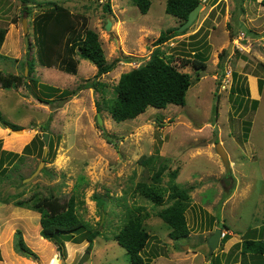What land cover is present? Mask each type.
Listing matches in <instances>:
<instances>
[{"label": "rangeland", "instance_id": "374dc122", "mask_svg": "<svg viewBox=\"0 0 264 264\" xmlns=\"http://www.w3.org/2000/svg\"><path fill=\"white\" fill-rule=\"evenodd\" d=\"M151 1L150 11L143 15L131 0H29L33 7L29 16L23 11V0H0V28L8 31L0 50V77L22 76L30 84L34 79V85L45 84L72 94L51 105L39 102L28 85L4 89L0 82L3 117L30 132L15 135L0 125L1 150L22 154L37 134H48L47 155L29 156L17 173L10 168L12 177L0 183V264H51L55 258H59L57 264H131L114 235L123 228L127 210L135 206L144 207L151 215L144 222L151 235L143 253L151 259L149 264H240L243 259L237 246L243 236L250 231L245 238H264L262 0H201L204 9L195 24L161 46L173 65L191 76L186 105H170L164 110L149 107L136 119L117 123L107 105L115 97L121 75L145 64L160 35L181 23L166 13L167 0ZM51 2L83 14L87 28L98 33L108 64L117 62L111 72L97 79L102 85L99 91L78 90L81 84L96 79L97 68L87 60L76 57L80 61L77 75L37 63L32 21ZM108 2L110 11L105 7ZM195 54L208 57L206 70L198 72L185 64L196 58ZM28 63L33 64L32 73ZM235 73L240 87L248 89V96L231 95ZM48 94L37 89L40 98L48 99ZM98 115L103 125H99ZM218 144L229 155L230 175L216 152ZM149 157H160L155 169L159 162L167 165L164 186L169 173L177 170V183L190 191L187 220L191 235L187 239L172 240L168 226L157 216L168 204L155 206L134 192L138 183L150 182L152 171L141 164ZM42 161L47 162L40 173L24 183ZM75 191L83 201L78 214L101 234L92 243L67 242L63 256L54 242L40 236L41 214L16 207L15 201L39 193L64 203ZM222 225L229 227L224 231L236 243L222 241L211 257L207 241L216 229H223ZM18 231L38 259L17 252ZM85 253L89 257L82 263ZM245 260L248 262L247 256Z\"/></svg>", "mask_w": 264, "mask_h": 264}, {"label": "trees", "instance_id": "16d2710c", "mask_svg": "<svg viewBox=\"0 0 264 264\" xmlns=\"http://www.w3.org/2000/svg\"><path fill=\"white\" fill-rule=\"evenodd\" d=\"M131 2L143 15L147 14L152 6L151 0H131ZM23 3L26 5L23 8L24 13L31 16L33 7L28 4L29 0H23ZM200 3H202L201 0H167L166 13L178 19L181 22L180 27ZM49 5L50 7L46 11L37 14L32 21V37L36 49L37 63L44 68L59 67L67 74L77 75L80 61L76 57L87 60L97 68L96 79L90 83L81 84L78 90L93 89L99 91L102 85L97 79L111 72L117 62L108 64L99 35L87 28L83 14H75L57 2H51ZM261 5L264 6V0L261 1ZM105 7L107 11H110V2ZM179 27L169 29L160 35L154 43L156 48L145 64L121 75L115 89V97L107 105V111L115 122L122 123L134 120L146 113L149 107L164 110L170 105L182 107L186 105L187 93L192 85L191 76L180 72L173 65L172 58L167 57L165 52L161 50L164 43L176 36L187 33L188 30L179 33ZM7 32V29L0 28V50L5 42ZM194 56L196 58L186 60L185 64L191 65L198 72L206 70L208 57L204 54H195ZM28 66L30 73H32L33 64L28 63ZM238 77L239 75L236 73L233 74L236 85L234 84L231 88V95L233 97L235 95L241 98L246 97L249 91L243 86L240 87ZM35 81L33 79L30 84L31 81L27 82L22 76L0 77L2 88L11 89L12 87L17 88L28 85L31 94L39 102L45 104L52 105L55 100L57 102L66 100L67 97L72 95L67 90L60 91L58 88L45 84L38 86L37 83L34 85ZM41 88L49 92L48 99L40 98L37 95V89ZM72 93L76 94L75 91ZM57 94L58 97H56ZM252 103L257 104V101H252ZM98 110L102 111L100 105H98ZM0 125L3 128L21 129V127L7 121L1 111ZM9 132L14 133L8 130ZM28 133L30 132L24 130L19 134L26 135ZM1 145L2 142L0 141V183L12 177L10 168L17 173L16 170L25 164L29 156L37 153L43 158L46 146L44 135L39 134L23 149L22 154L2 151ZM49 150L51 155L50 144ZM154 160L149 157L141 161L142 167L152 171V176L150 182L138 183L134 192H138L155 206L160 207L168 204L167 207L157 212V216L168 226L170 230L169 237L172 240L187 239L191 234V228L187 220V212L191 203L190 191L180 187L177 183V170L169 173V182L167 186H164L163 175L167 170V165L164 162H159L158 167L155 169V164L160 160V157L157 158L156 162ZM20 178V180H23V177ZM80 195L78 191H75L67 202L61 203L54 197H43L39 193H35L28 200L15 201V206L39 212L41 214L40 236L45 240L54 242L58 252L66 256L67 242L81 244L88 241L92 243L101 234L100 229H93L78 214V209L83 203L80 200ZM95 199L99 200V197H95ZM1 202L8 203L6 200ZM104 203L98 201L100 205H104ZM103 209L105 211V208ZM150 217V213L144 207H130L126 212L123 228L114 235L115 242L124 248L129 255L131 264H149L151 262V259H147L143 255L151 240V235L144 228V222ZM222 228V231L225 229L230 230L227 225H222ZM251 234L255 236L254 233ZM247 235H250V231L243 237L241 245L237 246L240 248L241 260L243 259L240 264H264V238H245ZM229 238L230 235L226 234L221 242L227 241ZM15 247L18 253L38 259L37 255L25 244L21 231L16 233ZM213 256H215V253L211 255V257ZM246 256L248 262L245 260ZM1 258L0 253V260ZM235 263L239 264L238 261ZM209 264L212 263L209 261Z\"/></svg>", "mask_w": 264, "mask_h": 264}, {"label": "water", "instance_id": "95a60500", "mask_svg": "<svg viewBox=\"0 0 264 264\" xmlns=\"http://www.w3.org/2000/svg\"><path fill=\"white\" fill-rule=\"evenodd\" d=\"M204 9V5L202 3H200L190 14H189V17L187 19V21L185 23H183L179 29H178V32L179 33H183L187 30H189L194 24L195 22L197 21V19L199 18V15L201 13V11ZM27 19L24 18L23 20V25H24V29H25V33L27 34L28 33V29H27ZM111 27V24L110 22L107 23V30H109ZM25 40H26V43H28V37L27 35L25 36ZM229 52H231V49L229 50ZM27 69V68H26ZM206 75L205 73L202 75L204 76ZM201 76V77H202ZM98 123L99 125H103V120H102V117L101 115H98ZM8 130L12 131V132H15V133H21L23 132L24 130L23 129H19V130H14L12 128H8ZM44 140H45V144L48 143V134H45L44 135ZM47 152H48V149H45L44 151V156L47 155ZM216 152L217 154L219 155L225 169L227 170V174L230 175L231 173V170H232V167H231V162H230V158H229V155L228 153L226 152V150L223 148V146L221 144H218L217 147H216ZM44 161H42L38 167V169L33 173V175L27 179H25L23 182H30L34 177H36L40 171H41V168L42 166L44 165ZM222 239V230L221 229H216L214 234L208 239L207 241V245L210 249V255L214 254L215 250L218 248L219 244H220V241ZM89 257V253H85V255L83 256V259H82V263L85 262L87 260V258ZM59 261V258H55L51 264H57V262Z\"/></svg>", "mask_w": 264, "mask_h": 264}, {"label": "crops", "instance_id": "0c3cea01", "mask_svg": "<svg viewBox=\"0 0 264 264\" xmlns=\"http://www.w3.org/2000/svg\"><path fill=\"white\" fill-rule=\"evenodd\" d=\"M191 235V234H190ZM228 235H230V234H228ZM231 236V235H230ZM190 237V236H189ZM244 237V236H243ZM233 240H235V239H232V236H231V238H229L227 241H226V243L228 244V243H230V242H232V244L234 245L236 242H233ZM242 242V241H241ZM220 243H221V241H220ZM238 243H240V242H238ZM237 243V244H238ZM231 244V245H232ZM240 249V248H239Z\"/></svg>", "mask_w": 264, "mask_h": 264}, {"label": "built area", "instance_id": "2783aa9c", "mask_svg": "<svg viewBox=\"0 0 264 264\" xmlns=\"http://www.w3.org/2000/svg\"><path fill=\"white\" fill-rule=\"evenodd\" d=\"M229 77H230V76H228V78H229ZM230 81H231V80H230ZM226 82H229V79H228L227 81H225V83H226ZM223 88H225V87H223ZM225 235H226V232H223V233H222V238H224Z\"/></svg>", "mask_w": 264, "mask_h": 264}, {"label": "clouds", "instance_id": "9594fccd", "mask_svg": "<svg viewBox=\"0 0 264 264\" xmlns=\"http://www.w3.org/2000/svg\"><path fill=\"white\" fill-rule=\"evenodd\" d=\"M221 230H222V229H221ZM223 232H225V231H222V233H223ZM226 234H227V233H226ZM222 239H223V238H222ZM222 239H221V240H222Z\"/></svg>", "mask_w": 264, "mask_h": 264}]
</instances>
